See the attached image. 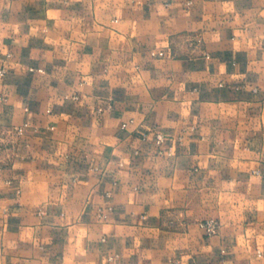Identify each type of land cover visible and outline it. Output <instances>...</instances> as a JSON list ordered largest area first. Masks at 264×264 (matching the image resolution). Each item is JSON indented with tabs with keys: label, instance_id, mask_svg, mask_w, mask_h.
<instances>
[{
	"label": "crops",
	"instance_id": "obj_1",
	"mask_svg": "<svg viewBox=\"0 0 264 264\" xmlns=\"http://www.w3.org/2000/svg\"><path fill=\"white\" fill-rule=\"evenodd\" d=\"M0 69V264H264V0H0Z\"/></svg>",
	"mask_w": 264,
	"mask_h": 264
},
{
	"label": "built area",
	"instance_id": "obj_2",
	"mask_svg": "<svg viewBox=\"0 0 264 264\" xmlns=\"http://www.w3.org/2000/svg\"><path fill=\"white\" fill-rule=\"evenodd\" d=\"M5 72H6L5 69H0V75L1 76L4 75ZM123 127H127V124H124ZM18 131L21 133V132H23V129L20 128V129H18ZM156 140H157V144L159 145V147L162 148L164 145V142H165L163 135H161V134L157 135ZM200 225L206 231L207 235H209V236L216 235L219 231V228H220V223L215 219L206 220V221L202 222Z\"/></svg>",
	"mask_w": 264,
	"mask_h": 264
}]
</instances>
